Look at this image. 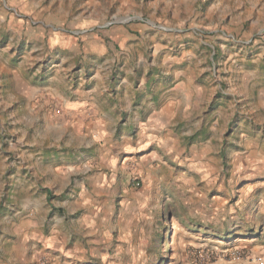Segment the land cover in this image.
Masks as SVG:
<instances>
[{
    "label": "rangeland",
    "instance_id": "obj_1",
    "mask_svg": "<svg viewBox=\"0 0 264 264\" xmlns=\"http://www.w3.org/2000/svg\"><path fill=\"white\" fill-rule=\"evenodd\" d=\"M0 264H264V0H0Z\"/></svg>",
    "mask_w": 264,
    "mask_h": 264
},
{
    "label": "crops",
    "instance_id": "obj_2",
    "mask_svg": "<svg viewBox=\"0 0 264 264\" xmlns=\"http://www.w3.org/2000/svg\"><path fill=\"white\" fill-rule=\"evenodd\" d=\"M74 107H76L78 111L79 110L82 111V109L84 110V108H81V104H79V103H76ZM172 109L173 108L171 106L164 107L163 111H161L162 109L159 110V111H161L159 115H161V116L163 115V117H167L168 114L171 112ZM107 113H110V111L107 110ZM155 114H156V112H155ZM102 117H103V119L100 118L99 120H96L95 125H97V126H104V125H106L105 119H106L107 115L105 114ZM146 126H147L146 124L143 126L144 129L147 128ZM133 127H135V124L133 125Z\"/></svg>",
    "mask_w": 264,
    "mask_h": 264
},
{
    "label": "built area",
    "instance_id": "obj_3",
    "mask_svg": "<svg viewBox=\"0 0 264 264\" xmlns=\"http://www.w3.org/2000/svg\"><path fill=\"white\" fill-rule=\"evenodd\" d=\"M135 185H136V186H138V185H139V183H136Z\"/></svg>",
    "mask_w": 264,
    "mask_h": 264
}]
</instances>
